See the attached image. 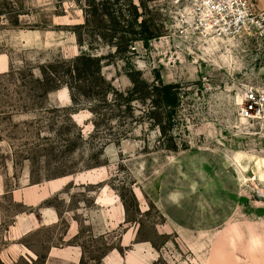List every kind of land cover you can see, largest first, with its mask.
Segmentation results:
<instances>
[{"label":"rangeland","instance_id":"obj_1","mask_svg":"<svg viewBox=\"0 0 264 264\" xmlns=\"http://www.w3.org/2000/svg\"><path fill=\"white\" fill-rule=\"evenodd\" d=\"M130 1L137 23L123 10L96 32L156 37L89 36L79 0H0V264L25 213L37 229L14 243L44 254L71 222L82 264H264V136L241 133L234 101L264 79V46L227 22L212 39L201 0ZM82 54L101 65L84 82ZM132 78L149 98L106 103ZM44 207L57 226L39 227Z\"/></svg>","mask_w":264,"mask_h":264},{"label":"trees","instance_id":"obj_2","mask_svg":"<svg viewBox=\"0 0 264 264\" xmlns=\"http://www.w3.org/2000/svg\"><path fill=\"white\" fill-rule=\"evenodd\" d=\"M80 4L82 3L84 5V15H85V20L82 24H78L80 28H83L85 30V33L89 36H93V33H97L98 37L102 40L108 39V37L116 38L117 42H115L117 45H120L124 43L125 41L129 40H134L135 36L137 33L140 34V39L143 40H149L154 37H156V34L151 31L150 29V24H147V22H141L139 25L142 27L141 32H136L133 29H122L123 32L117 30L115 31L116 34H111V36L104 34L103 32H96L97 30L100 31V29H104L106 27V19L108 21H112L114 24L120 26L119 20H123L128 22V24L133 20V23H137V20L135 19V4L133 2L129 3H124V4H119V0H79ZM127 6V7H124ZM125 8V9H123ZM134 9V10H133ZM125 10L127 12V15L132 16V19H126V16L123 12ZM11 15H13L14 20L12 21L13 25L18 26V18L20 17L21 14H25L22 10V8L19 9H11L9 12H7ZM119 18V19H117ZM132 23V24H133ZM123 28V27H122ZM115 29V28H114ZM121 32V34H119ZM119 34V36H116ZM128 35L127 36L125 35ZM130 35V36H129ZM158 36V35H157ZM80 39V36H79ZM73 67H70V72L71 78L74 80V74H77L75 79L77 81H82L84 82L87 80L88 75H92L94 69L96 68L95 71L99 72L101 69L100 65V59L97 57H92L89 54H82L79 56H76L75 59L72 61ZM47 67L50 68L48 65ZM94 67V69H93ZM45 70H43V73H45ZM52 71V69H51ZM69 73V71H67ZM133 83V87L129 92H127L126 95L122 94L119 91H115L113 87L111 86L110 83H108V90H107V95H106V103H112L114 106H121L122 104L128 105L129 102H132L133 100H139L141 102L145 101V99L149 98L150 92L147 90V85L143 81L131 79ZM67 85L72 87L74 86L72 83H68ZM112 90L114 91L116 97L109 98V96L113 93ZM113 95V94H112Z\"/></svg>","mask_w":264,"mask_h":264},{"label":"built area","instance_id":"obj_3","mask_svg":"<svg viewBox=\"0 0 264 264\" xmlns=\"http://www.w3.org/2000/svg\"><path fill=\"white\" fill-rule=\"evenodd\" d=\"M235 35L245 34L255 44L264 46V0H217ZM224 20V21H226ZM244 99L238 116L253 125L264 124V79L243 85Z\"/></svg>","mask_w":264,"mask_h":264},{"label":"crops","instance_id":"obj_4","mask_svg":"<svg viewBox=\"0 0 264 264\" xmlns=\"http://www.w3.org/2000/svg\"><path fill=\"white\" fill-rule=\"evenodd\" d=\"M28 206L35 207L31 205ZM31 215L32 213H25L23 215L26 216V218L22 219L20 224L23 232L19 237L12 240V243L3 253L7 258V260H5L2 257V261L5 264H16L20 259L25 260L28 264H82V247L76 242L78 232L75 229V225L71 222L64 233L60 232L55 236V240L49 245L44 254H40L24 243H14V241L24 238L34 229H37V227L35 228L34 219ZM60 221V213L56 209L47 207L41 208L39 219H37L39 227L57 226ZM103 261L106 262L105 258H103Z\"/></svg>","mask_w":264,"mask_h":264},{"label":"bare ground","instance_id":"obj_5","mask_svg":"<svg viewBox=\"0 0 264 264\" xmlns=\"http://www.w3.org/2000/svg\"><path fill=\"white\" fill-rule=\"evenodd\" d=\"M211 1L212 2L215 1V5H213V7L211 6L212 4ZM201 5L205 8L203 11L204 15H202V17L205 16L209 18L208 22L205 23L202 21V24L204 26H208L209 24L212 25L213 28L209 30L210 35H213L212 39L219 37L221 34L225 35L230 29L226 28L223 25V23L226 24L227 22V26L229 27L231 23L230 21L226 20V14L222 12L221 4L219 5L217 0H201ZM186 18H187V22H191L189 16ZM243 99H244V90L239 91L235 94L234 101L238 107L239 105L242 104ZM238 121L239 123L237 128L241 131V133L264 136V124L259 128L258 131H253V129H251L253 125L250 122L246 121L243 118H240L239 116H238Z\"/></svg>","mask_w":264,"mask_h":264}]
</instances>
